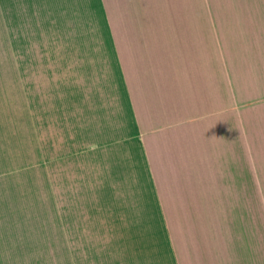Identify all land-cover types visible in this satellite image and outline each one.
<instances>
[{"label": "rangeland", "instance_id": "rangeland-1", "mask_svg": "<svg viewBox=\"0 0 264 264\" xmlns=\"http://www.w3.org/2000/svg\"><path fill=\"white\" fill-rule=\"evenodd\" d=\"M94 5L91 46L68 0H0V264H148L166 233L125 61Z\"/></svg>", "mask_w": 264, "mask_h": 264}, {"label": "crops", "instance_id": "crops-1", "mask_svg": "<svg viewBox=\"0 0 264 264\" xmlns=\"http://www.w3.org/2000/svg\"><path fill=\"white\" fill-rule=\"evenodd\" d=\"M68 1L93 46L96 0ZM102 1L165 224L143 256L264 264V0Z\"/></svg>", "mask_w": 264, "mask_h": 264}]
</instances>
